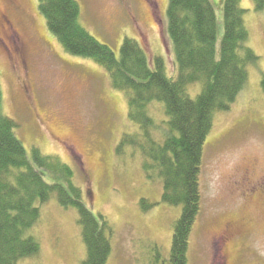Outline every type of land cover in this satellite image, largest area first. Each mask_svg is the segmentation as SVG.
<instances>
[{
    "label": "rangeland",
    "instance_id": "obj_1",
    "mask_svg": "<svg viewBox=\"0 0 264 264\" xmlns=\"http://www.w3.org/2000/svg\"><path fill=\"white\" fill-rule=\"evenodd\" d=\"M77 2L80 23L100 43L119 54L125 39H135L151 59H164L168 76H177L167 35L169 0ZM212 2L220 41L224 0ZM257 4L242 0L241 6L247 46L259 61L248 66L247 85L231 109L214 116L188 264H264V4L261 10ZM38 5L0 0L1 113L15 121L29 154L36 148L72 168L88 208L109 225L107 264H168L182 208L163 201L158 170L145 167V139L129 119L126 94L112 87L102 67L65 51ZM200 89L190 86L188 94L194 99ZM162 107L150 106L157 125L165 120ZM151 132L156 140L162 135ZM252 184H261L260 192L248 194ZM28 235L40 251L18 264H82L86 258L78 212L61 207L56 197L40 206Z\"/></svg>",
    "mask_w": 264,
    "mask_h": 264
},
{
    "label": "trees",
    "instance_id": "obj_2",
    "mask_svg": "<svg viewBox=\"0 0 264 264\" xmlns=\"http://www.w3.org/2000/svg\"><path fill=\"white\" fill-rule=\"evenodd\" d=\"M38 3L48 30L65 51L102 67L112 87L126 94L129 119L139 125L145 139L140 143L147 158L145 167L158 170L163 201L182 208L168 264H188L190 236L202 204L203 155L214 116L231 109L247 85L248 66L259 61L247 46L242 0H224L220 41L212 0H169L167 35L176 77L168 76L163 58L151 59L135 39H125L119 54L100 43L80 23L77 0ZM263 4L258 0L257 9ZM199 84L200 92L193 99L188 88ZM1 99L0 92V104ZM154 103L163 105L165 115L158 125L150 116ZM16 127L0 111V264H18L39 253V243L28 232L40 218V206L53 197L61 207L78 212L86 246L82 264H107L112 251L109 225L88 208L72 168L36 148L29 154L15 134ZM153 130L162 132L157 140L151 137Z\"/></svg>",
    "mask_w": 264,
    "mask_h": 264
},
{
    "label": "flooded vegetation",
    "instance_id": "obj_3",
    "mask_svg": "<svg viewBox=\"0 0 264 264\" xmlns=\"http://www.w3.org/2000/svg\"><path fill=\"white\" fill-rule=\"evenodd\" d=\"M260 185L261 184H252L251 187H249L248 189H246L247 193L248 194H257L259 191V188H260Z\"/></svg>",
    "mask_w": 264,
    "mask_h": 264
}]
</instances>
